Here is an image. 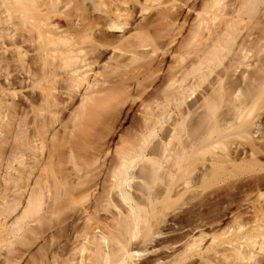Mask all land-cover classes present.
Masks as SVG:
<instances>
[{
    "label": "bare ground",
    "instance_id": "bare-ground-1",
    "mask_svg": "<svg viewBox=\"0 0 264 264\" xmlns=\"http://www.w3.org/2000/svg\"><path fill=\"white\" fill-rule=\"evenodd\" d=\"M0 264H264V0H0Z\"/></svg>",
    "mask_w": 264,
    "mask_h": 264
}]
</instances>
